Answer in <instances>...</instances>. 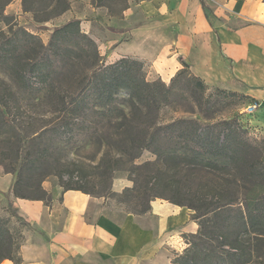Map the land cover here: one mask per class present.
<instances>
[{"label": "trees", "instance_id": "1", "mask_svg": "<svg viewBox=\"0 0 264 264\" xmlns=\"http://www.w3.org/2000/svg\"><path fill=\"white\" fill-rule=\"evenodd\" d=\"M12 2L0 0V71L7 73L15 87L14 91L12 84L0 78V131H19L16 120L26 111L18 101L45 103L44 112L58 123L57 131L63 128L73 134L79 128L90 145L93 139L98 145L91 158L94 172L72 173L67 181L59 174L64 191L117 198L134 215L149 213L157 198L192 211L199 230L184 236L188 247L175 256L173 264H264V124L257 111L217 120L218 103L213 102L209 86L192 74L183 59L182 69L169 84L161 79L148 81L145 63L130 56L105 64L97 42L82 30L79 19L56 26L44 44L6 14ZM200 2L211 23L210 7L206 0ZM22 7L31 14L38 12L37 7H52L61 15L70 6L68 0H22ZM127 9L123 1L122 11ZM180 95L189 105L185 112L198 113L203 120L147 119L166 107H178L175 98ZM250 99L249 104L258 103ZM104 127L115 131L114 148L100 136ZM18 133L19 166L6 172L16 175L12 193L47 203L50 194L27 174L52 161L57 149L38 150ZM40 138L30 141L35 144ZM146 151L156 160L135 165ZM121 171L137 172L139 178H130L134 185L116 193L112 185ZM34 188L43 196L29 192ZM8 212L9 219L0 218V264L4 260L21 264L24 237L11 223L16 219L28 224L10 200Z\"/></svg>", "mask_w": 264, "mask_h": 264}, {"label": "crops", "instance_id": "2", "mask_svg": "<svg viewBox=\"0 0 264 264\" xmlns=\"http://www.w3.org/2000/svg\"><path fill=\"white\" fill-rule=\"evenodd\" d=\"M206 3L216 22L206 18L200 0L146 1L143 10L126 14L116 27L128 31L110 32L108 43L116 46L118 58L136 55L149 61L145 46L173 45L175 55L158 72L164 81L182 69L183 59L209 87L258 102L257 117L264 124V2ZM125 36L133 39L125 41ZM14 182L12 173L0 172V200H10L28 224L21 264H173L183 252L184 236L199 230L192 211L164 199L153 200L145 215L125 208L110 214L104 198L60 186L45 187L47 203L16 198Z\"/></svg>", "mask_w": 264, "mask_h": 264}, {"label": "rangeland", "instance_id": "3", "mask_svg": "<svg viewBox=\"0 0 264 264\" xmlns=\"http://www.w3.org/2000/svg\"><path fill=\"white\" fill-rule=\"evenodd\" d=\"M123 1L128 5V9L125 11H122ZM146 1L149 0H104L101 5L100 0H68L70 6L69 10L61 15H57V11L52 7L47 9L44 7H37L38 12L35 14L24 13L22 0H13V2L6 8V14L14 16L20 26L33 34L38 35L44 44L49 42L52 31L56 26L62 25L72 19H79L81 21L82 30L97 42L100 55L105 64H111L120 58H118L116 46H112L108 43L110 40L108 39V34L110 32H127L128 30L117 29L116 27L120 26L125 21L126 14L128 15L143 10V5ZM206 2H210V0H206ZM49 18V21L44 22V20ZM211 20L216 22L212 15ZM124 39L125 41H130L133 38L125 36ZM145 47V55L150 57V61L136 55L127 56L136 58L145 63V72L148 81L161 79L166 84H169L171 80L169 82L164 81L158 72L162 70L167 59L175 55L173 45L171 47L169 45L152 43ZM0 78L4 84H12L7 73L3 71H0ZM1 84L2 83H0V87L2 88L3 86ZM11 89L15 91L13 84ZM218 90L232 95L226 97L225 95L220 94ZM209 93L212 94L213 102L218 103L217 107L219 110L216 113L217 120L235 119L240 113L244 112V109L249 103H252L250 97H246L242 93L229 91L219 87H209ZM175 100L178 107H166L161 110L160 114L156 115L153 113L147 119H149V121L158 119L161 122H168L176 118L193 117L203 120L202 116L198 113L188 114L185 112V110H189V105L184 97L180 95L176 97ZM11 104L15 105L13 101ZM18 104L24 109V111H26L22 117H18L16 120L19 131L12 129L0 131V172H8L18 169V153L21 144L19 142L18 132L27 137V145H32V147H35L38 150L43 147H53L57 149L56 155L53 157L54 159H52V161L44 163L38 167V169H35L36 171L31 173V175L27 174V176L33 178L34 182H40L44 189L46 186H60L59 174H63L64 180L67 181L69 175L72 173L85 174L94 172L90 166L94 165L91 158L95 155L98 148V145H96V139H93V144L90 145L87 142V135L85 133L80 134V131H78L79 128L75 130L73 134L65 133L63 128H60V130L57 131L55 128H57L58 123L44 112L45 103L41 104L39 101L24 99L18 101ZM101 130H104L105 133L100 136H102V138L114 148L116 146V140L113 138L115 132L114 129L104 127ZM38 135H41V138L33 144L30 141L31 138ZM155 160L156 156L151 152L146 151L135 161V165H143ZM138 174L139 173L137 172L134 173L130 171L119 172L113 181V192H122L127 186L132 187L134 183L130 178H139ZM184 174L186 175V173ZM184 174H182V176ZM13 175L16 179V175ZM197 179L198 178H196V180ZM177 180L179 179H176V181ZM29 192L43 196V194L38 192L36 188ZM104 201L107 208L111 210L109 212L110 214H116L115 211L124 208V206L119 204L117 198L113 199L109 196L104 198ZM0 218L9 219L8 203L5 200H0ZM11 226L18 232V234H23V237L24 232L28 229V226L23 225L16 219L12 221Z\"/></svg>", "mask_w": 264, "mask_h": 264}, {"label": "built area", "instance_id": "4", "mask_svg": "<svg viewBox=\"0 0 264 264\" xmlns=\"http://www.w3.org/2000/svg\"><path fill=\"white\" fill-rule=\"evenodd\" d=\"M258 109H259V104L253 103V104H249L244 109V112H242V113L246 114V115H254ZM183 246H184V248H182L183 249L182 251H184V249H186L188 247V243L186 242V240L183 241Z\"/></svg>", "mask_w": 264, "mask_h": 264}]
</instances>
